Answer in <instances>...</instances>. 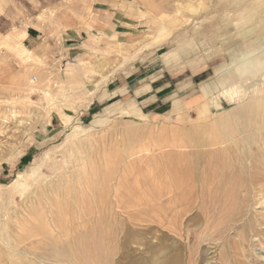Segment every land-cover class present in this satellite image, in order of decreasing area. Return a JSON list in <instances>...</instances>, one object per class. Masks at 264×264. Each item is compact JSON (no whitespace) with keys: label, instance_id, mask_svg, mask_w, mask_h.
<instances>
[{"label":"rangeland","instance_id":"1","mask_svg":"<svg viewBox=\"0 0 264 264\" xmlns=\"http://www.w3.org/2000/svg\"><path fill=\"white\" fill-rule=\"evenodd\" d=\"M263 164L264 0H0V264H264Z\"/></svg>","mask_w":264,"mask_h":264},{"label":"bare ground","instance_id":"2","mask_svg":"<svg viewBox=\"0 0 264 264\" xmlns=\"http://www.w3.org/2000/svg\"><path fill=\"white\" fill-rule=\"evenodd\" d=\"M243 109V108H242ZM239 110H241V109H239ZM239 122H241V121H239ZM238 123V122H237ZM210 125V124H209ZM211 125H213L212 123H211ZM243 126V125H242ZM243 128V127H242ZM234 129V128H233ZM233 132H234V130H233ZM236 132V131H235ZM234 132V133H235ZM231 134V133H230ZM234 135V134H233ZM235 136V135H234ZM224 139H226V138H224ZM208 142H210V141H206V143H205V145H211V144H214V143H208ZM215 142H216V140H215ZM254 142V141H253ZM223 143V142H222ZM218 144V143H217ZM215 145V144H214ZM252 145V144H251ZM229 146V145H228ZM233 146V145H232ZM248 146V145H247ZM261 146V145H260ZM231 147V146H230ZM232 148V147H231ZM252 148V147H251ZM229 149V148H228ZM233 149V148H232ZM223 150V149H222ZM222 150H220V149H218V150H216L215 152H213V155H214V159H212L213 161H209V162H211L210 164H208L207 166H206V168H204L203 170V174H201V175H199V170H196L195 168H192V169H184V168H180L179 167V169L177 170L178 171V176L180 177H177V178H179L178 180H181V184L183 185V178H186V177H188L189 179H187L188 180V182H187V184H188V186L190 187H193V185L194 184H196V183H198V185L200 184L201 186H203L204 187V185H206V184H213L215 181V179L218 177V176H220V175H231V176H233L232 177V183L233 184H231V185H233V186H235V188H239V187H241L242 186V180H243V176H241V175H236L237 177H235V174H234V169H232L231 167L232 166H230L228 163H226L227 162V160H226V162L225 161H223V160H221L220 158H221V156H223V154L224 153H222ZM257 151V150H256ZM233 152H234V150H233ZM219 155V156H218ZM240 155V154H239ZM257 155H259V154H257ZM244 156V155H243ZM234 157V156H233ZM257 157V156H256ZM225 158V157H224ZM236 158V157H235ZM234 158V159H235ZM241 158V157H240ZM239 159V158H238ZM244 159V157H242V159L241 160H243ZM211 160V159H210ZM252 160V159H251ZM214 161H215V164H214ZM238 161V160H237ZM240 162V161H239ZM232 163V162H231ZM237 165V164H236ZM235 165V166H236ZM250 165V164H249ZM264 165V164H263ZM202 169V168H201ZM262 169V168H261ZM247 170H248V168H247ZM251 170V169H250ZM263 170V169H262ZM240 171H242V170H240ZM249 171V170H248ZM181 173H183V177H182V174ZM254 173V172H253ZM261 173V172H260ZM263 173V172H262ZM255 174V173H254ZM196 176H197V178H196ZM249 176V175H248ZM251 177V176H250ZM173 178H174V176H173ZM219 179V178H218ZM176 180V179H175ZM256 180V179H255ZM217 181V180H216ZM177 182V181H176ZM259 182H261V181H259ZM185 183V182H184ZM255 183V182H254ZM262 183V182H261ZM175 184V183H174ZM216 184V183H215ZM259 184V183H258ZM176 185H178V186H181V185H179V184H176ZM178 186H177V188H178ZM175 187V186H174ZM187 187V186H186ZM190 187V188H191ZM172 188V187H171ZM190 188H188V190H186L185 191V189H182L181 191H180V193H175L174 194V191H171V192H168V193H162L161 194V196H163V198H165L166 196V198L168 199V200H173V199H175L176 200V198H179L180 200L179 201H183L184 199H188V197H193V195H197V193H198V191H197V193H195V190H192V189H190ZM222 188V187H221ZM259 188V187H258ZM224 189V188H223ZM257 189V188H256ZM255 189V190H256ZM261 189V188H260ZM259 189V190H260ZM264 189V188H263ZM171 190V189H170ZM173 190V189H172ZM220 190V189H219ZM261 191V190H260ZM263 191V190H262ZM261 191V192H262ZM220 192V191H219ZM223 194V193H222ZM199 195L201 196V197H207V196H213V195H217V193L216 192H214L213 190H210L209 189V191H207V192H205V191H201V192H199ZM160 196V197H161ZM229 196V195H228ZM194 198V197H193ZM178 200V199H177ZM174 201V200H173ZM197 202H198V200H197ZM171 204V203H170ZM176 204H177V202H176ZM217 204V203H216ZM215 205V204H214ZM222 207V206H221ZM163 208V207H162ZM185 211H186V209H184ZM130 211V210H129ZM164 211V210H163ZM181 212V211H180ZM166 213V212H165ZM132 214V213H131ZM135 214L136 213H134L133 214V216L132 217H134L135 216ZM181 214V213H180ZM136 219H138V218H136ZM138 221H140V220H138ZM180 221V220H179ZM177 224V223H176ZM175 226V229H177V225H174ZM169 227V226H168ZM170 227H171V225H170ZM169 227V228H170ZM128 229V228H127ZM134 231V230H133ZM125 232V231H124ZM126 233V232H125ZM166 233V232H165ZM187 233V232H186ZM129 234V236L128 237H130L131 238V234L132 233H128ZM126 235V234H125ZM127 236V235H126ZM83 237V236H82ZM113 237V236H112ZM114 237H115V235H114ZM116 238V237H115ZM119 238V237H118ZM167 238V237H166ZM170 238V237H169ZM94 238H90V239H87L86 240V242H85V244H84V247L85 248H90L91 247V250H94L93 252L95 253V254H97L98 255V253L101 251H99V250H97V247H96V244L94 243L93 244V242H92V244L91 245H88V244H90L91 243V241L93 240ZM124 241V240H123ZM160 241V240H159ZM175 241H176V239H175ZM82 242V241H81ZM100 242V241H99ZM127 243V242H126ZM160 244H161V242H160ZM75 245H77L76 243H75ZM146 245H149V244H146ZM145 245V246H146ZM98 246V245H97ZM161 246V245H160ZM159 246V247H160ZM83 247V248H84ZM147 247V246H146ZM99 248V247H98ZM153 248V247H152ZM79 250V249H78ZM150 250V249H149ZM88 251H90V250H88ZM130 251H132V250H130ZM84 253V252H83ZM132 254H134V257H133V259H132V261H131V263L132 264H141L142 263V259L141 258H139L137 255V253H135V250L132 252ZM129 257V256H128ZM141 259V260H140ZM86 260V259H85ZM102 260V259H101ZM170 260V259H169ZM179 261H180V259H179V257L178 256H174L173 257V259H171L170 261H169V263L170 264H179ZM181 262V261H180ZM145 264V263H144ZM183 264H184V262H183Z\"/></svg>","mask_w":264,"mask_h":264}]
</instances>
